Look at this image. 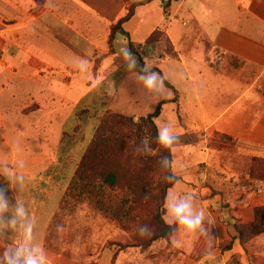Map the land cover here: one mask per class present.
Returning <instances> with one entry per match:
<instances>
[{
  "label": "crops",
  "instance_id": "0c3cea01",
  "mask_svg": "<svg viewBox=\"0 0 264 264\" xmlns=\"http://www.w3.org/2000/svg\"><path fill=\"white\" fill-rule=\"evenodd\" d=\"M129 6L130 2L124 0H0V94L14 91L13 97L22 95L26 99L16 111L22 113L16 115L21 123L15 124L0 108V141L5 143L14 136L23 142L26 135L18 128L29 123L33 130L31 137H26L28 143L50 144L47 128L55 127L60 129L58 142H54L57 146L72 125L73 129L79 125L77 113L92 112L89 101L95 103L97 95H113L121 74L119 56L128 51V41L123 34L114 41L110 36ZM124 29L132 43L141 47L152 32H162L148 51L155 66L178 91L180 108L177 114L176 105L172 104L167 112L165 106L159 118L161 133L166 132L164 136L169 140L190 134L195 151L207 138L224 137L228 142L223 153L227 162L221 166L218 149L213 148L206 154L210 172L223 170L229 176L218 180L226 192L239 187L251 191L250 198L261 195L264 181L251 177L249 166L254 156L264 158V0H171L168 6L154 0L139 7ZM169 47L168 53L164 49ZM130 59L128 55L127 61ZM92 93L94 98L88 100ZM31 104L36 105L35 109H28ZM188 147L173 146L174 155L176 150L179 153L174 156L173 168L176 161L188 163L193 157L199 158V154H184ZM40 149L34 147L30 148L31 154L23 153L27 156L19 166L24 175L42 177L54 173L59 147L53 150L51 161L48 153ZM2 150L0 147V153ZM13 168L11 174L17 175ZM239 176L245 181H237ZM208 201L204 209L214 222L202 224L190 245L186 255L194 264L212 256V252L199 260L190 256L205 226L211 225L217 232L223 223L231 225L236 218L249 221V210L256 205ZM29 239H14V246L0 235V264L13 260L15 264L24 263L10 256L17 245L21 256L29 254L26 258L32 263L39 257L36 263L44 264L41 238L31 246ZM46 261L50 264V259Z\"/></svg>",
  "mask_w": 264,
  "mask_h": 264
},
{
  "label": "rangeland",
  "instance_id": "374dc122",
  "mask_svg": "<svg viewBox=\"0 0 264 264\" xmlns=\"http://www.w3.org/2000/svg\"><path fill=\"white\" fill-rule=\"evenodd\" d=\"M155 20L153 18V21ZM164 50L169 53L171 48ZM138 51L142 53L143 59H146V68L155 66L150 51H145L141 47H138ZM127 56L128 51L119 56L122 59V62L120 61V77L124 73L132 71L136 65L135 59L131 56L130 61H127ZM13 92L4 91L0 94V108L4 110L5 115L12 117V121L16 124L22 122L21 118H16V115L20 116L22 113L19 112L18 114L16 111L20 109L26 99L22 95L13 97ZM94 95L95 93L89 95L88 100H92ZM111 96L105 93L102 97L97 95L95 103L89 101V108L92 109V112L81 111L79 113V126L73 130L72 125L68 129V132H73L72 135L65 136L63 142L57 146L54 142H58L57 137L60 129L55 127L47 128V133L51 136L50 144L48 141L45 144L43 142L35 145L28 143L26 137L30 138V132L33 130L29 127V123H25L22 129L18 128L23 135H26L24 137L26 140L22 139L23 142L14 136L9 137L5 143L0 141V147L3 149L1 153L5 150L2 154L0 153V207L2 206V211L0 210V235L6 237L8 240L6 242L9 245L14 244V239L24 236L30 238L28 240L30 246L31 244L36 245L37 239L39 238L40 242L41 238L43 245H46L43 253L45 260H42L44 264H47V259H50V264H111L114 251L111 244H137L138 237L144 233L142 226L147 223L148 214L154 206L152 193L154 194L161 183L167 179L162 162L158 159H152L148 171L151 176L149 188L151 193H148L146 199L143 198L136 202L132 198V193L127 188L121 187L104 194L96 193L91 199L87 197L78 198L74 192H70L68 188L70 180L92 138L94 129L103 118L110 114V112L105 111L108 107L105 102H108ZM35 107V104H31L28 109L32 110ZM171 109L172 105L166 106V112ZM25 112L27 111L25 110ZM86 118H91V120L87 121ZM133 121V124L121 129L129 145L125 155L127 161L122 168L124 174L122 185L132 176L127 171V167L138 169L143 165L148 166L149 164H145L146 155L155 156L158 153L157 150L149 146L152 143V138L150 130L146 128L147 126L140 123L138 117H135ZM51 130L53 134H50ZM40 132L44 134L41 129ZM163 135L167 136V133L163 131ZM45 137L47 139L48 136ZM192 139L190 134H185L181 139L176 136L169 140L172 150L173 146L176 149H181L180 146L188 144L189 150L188 152L183 151L184 154H199V158L193 157L188 163L176 161L177 166L175 168H173L172 163L174 172L184 174L183 179L176 182L169 191L166 204V219L169 222L178 221V231L173 245L170 246L162 242L150 250L148 254L139 253L137 248L130 249L129 252H132L130 254L135 255L128 254L129 256H125L122 264H194L195 262L186 254L189 252L190 245L193 244L202 224L214 222L205 210L209 199H214L219 203L229 201L264 204V191L261 192V195H254L253 198L249 197L251 193L248 192L251 191L245 192L238 189L239 187H235L234 191L226 192L221 189L218 180L223 181L229 176L223 174V170L217 171V173L210 172L206 154L208 151L211 152L213 148L218 149L219 164L223 166L227 162L223 153L228 148V142L225 141L224 137L207 138V141L200 144L199 150L196 151L191 147ZM34 147H40L39 151L48 153L50 158L48 161L54 157L52 152L55 151L53 150L59 147L60 157L55 169H52L54 172L52 175L30 177L23 174L19 166L21 160L27 156L23 153L29 152L31 154L30 148ZM178 154L177 150L175 155L173 153V162L174 156L178 157ZM10 166H14L12 168L17 170V175L11 174L12 168ZM240 179L245 181L244 177L240 176L237 181ZM17 195L20 196V199ZM216 207L218 209L219 204ZM177 209H183L180 215H177ZM187 214H194L196 217L188 218ZM185 217L193 222L198 221V223L189 226L184 222ZM19 248L17 245L18 250L16 249L14 254L10 256L24 260L23 264H29V260L26 258L29 254H25V257L21 256ZM16 254H20V256ZM109 255L111 258L108 260ZM211 255L210 258H205L200 264H222L223 259H225V264H264V235L254 237L242 244L236 241L231 251L217 248L212 250ZM38 259L41 258H35L32 264H37ZM15 263L14 260L9 262V264Z\"/></svg>",
  "mask_w": 264,
  "mask_h": 264
},
{
  "label": "trees",
  "instance_id": "16d2710c",
  "mask_svg": "<svg viewBox=\"0 0 264 264\" xmlns=\"http://www.w3.org/2000/svg\"><path fill=\"white\" fill-rule=\"evenodd\" d=\"M124 1L130 2L128 12L114 24L110 40H116L119 34L125 35L129 47L128 55L135 59L136 65L132 71L124 73L120 77L116 91L110 100L105 102L108 107L104 109L110 114L103 118L94 129L92 138L77 165L68 188L78 198L87 197L88 199L99 192L104 194L119 187L127 188L132 193L134 201H141L143 198H147L148 193H151L149 189L151 176L148 171L152 159H158L162 162L167 179L161 183L154 194L152 193L154 206L148 214L147 223L142 226L144 233L138 237L137 244H111L114 247L111 264H122L125 256L135 255L129 252L133 248H137L139 253L148 254L150 250L162 242L172 245L178 229V221L169 222L166 219V204L169 191L176 182L183 179L184 175L183 173H176L172 169L173 150L169 142L167 144L161 142L162 137L166 136L161 133L158 122L166 105H176L175 110L179 114L178 91L157 66L145 67L143 55L138 51V47L141 46H135L124 29V24L135 15L139 7L150 4L154 0ZM161 1L164 6H168L171 0ZM161 35V31L155 30L141 48L143 50L152 49ZM79 113H77L78 118ZM135 117H138L140 123H144L146 128L150 130L152 143L149 146L157 150L158 153L155 156L146 153L145 164H149L148 166L143 165L138 169L127 167V171L132 176L122 185L124 179L122 168L127 161L125 155L129 145L121 129L133 124ZM72 133L71 131L65 132L64 136H70ZM249 169L251 177L264 181L263 157L254 156ZM249 211L252 214L249 221L243 222L236 218L231 225L223 223L219 227L220 234L219 231L218 233L215 232L211 225L205 226L195 242L190 256L199 260L217 248L231 251L236 241L242 244L254 237L264 235V204H256ZM147 231L149 232L147 233ZM225 240L226 244L224 245ZM45 246L44 244L43 249Z\"/></svg>",
  "mask_w": 264,
  "mask_h": 264
},
{
  "label": "clouds",
  "instance_id": "9594fccd",
  "mask_svg": "<svg viewBox=\"0 0 264 264\" xmlns=\"http://www.w3.org/2000/svg\"><path fill=\"white\" fill-rule=\"evenodd\" d=\"M161 142L167 144L169 141L167 137H162ZM182 211L183 209H177V215H180ZM184 222L189 224V226H192L194 223H198V221L193 222V221L188 220L187 217L184 218ZM29 264H32V262L29 261Z\"/></svg>",
  "mask_w": 264,
  "mask_h": 264
}]
</instances>
